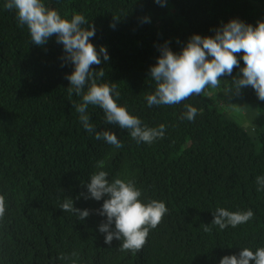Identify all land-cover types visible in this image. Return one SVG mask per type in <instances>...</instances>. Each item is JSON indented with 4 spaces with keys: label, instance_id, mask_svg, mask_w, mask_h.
I'll list each match as a JSON object with an SVG mask.
<instances>
[{
    "label": "trees",
    "instance_id": "1",
    "mask_svg": "<svg viewBox=\"0 0 264 264\" xmlns=\"http://www.w3.org/2000/svg\"><path fill=\"white\" fill-rule=\"evenodd\" d=\"M6 2L0 0V264H220L243 248H264V190L257 191L256 182L264 176V101L251 86L236 94L232 80L242 77L239 68L220 77L219 87L205 88L211 95L152 107L146 100L156 88L150 68L159 46L168 42L179 54L191 36L212 37L233 19L255 27L264 22V0H163L165 6L155 0H42L63 19L81 14L94 25L90 42L97 52L106 47L109 60L101 56L91 67L104 71L98 85L115 83L118 106L142 125H166L163 139L137 143L89 105L95 132L115 133L119 149L82 126L73 107L82 97L69 95L65 76L74 66L62 59L63 45L55 36L33 44ZM235 55L245 67L243 53ZM186 104L198 110L193 121L181 118ZM98 171L107 172L109 182L132 181L145 205L165 203L167 212L139 251H121L122 239L105 243L99 225L106 217L96 212L103 200L81 195ZM66 199L90 215L81 220L61 210ZM217 208L250 209L254 216L221 230L212 224Z\"/></svg>",
    "mask_w": 264,
    "mask_h": 264
},
{
    "label": "clouds",
    "instance_id": "2",
    "mask_svg": "<svg viewBox=\"0 0 264 264\" xmlns=\"http://www.w3.org/2000/svg\"><path fill=\"white\" fill-rule=\"evenodd\" d=\"M155 2L165 6L163 0ZM4 7L16 11L19 24L28 27L33 44L43 46L55 36L56 43L63 45L65 55L62 59L74 66L72 74L65 76L71 85L68 92L70 96L75 93L82 97V102L74 104L73 107L79 113V120L87 132H95L87 114L88 106L93 105L103 110L107 124L129 130L132 139L137 143L150 145L158 138H164L166 125L161 124L156 128L142 125L141 120L130 115L126 107L118 106L116 100L120 93L116 91L115 83L97 84V79L104 76V71L100 69L95 72L91 66L100 65L101 56L104 61H108L109 55L106 47L101 46L97 52L96 46L90 42V38L95 36V28L92 24L88 25L83 15L74 14L70 21L63 19L57 11L46 8L42 0H7ZM144 22H150L149 18L145 17ZM85 25L88 26L84 27ZM214 31L215 35L212 37L191 36L179 54L168 47V42L159 46L160 56L156 65L150 68V76L156 88L154 94L146 96L148 107L179 104L193 94L199 96L204 93L208 86L217 88L220 77L231 76L234 68H239L242 73V77L232 80L236 94L242 88L251 86L258 99L264 101V22L258 21L253 27L233 19ZM237 53H243L241 59L245 67H240L235 55ZM85 87L87 91H84ZM185 108L186 112L181 118L193 121L198 110L190 104H186ZM95 138L103 139L117 149L123 147L112 131L95 132ZM97 167L103 168V162H99ZM107 176L105 171L92 174L90 182L86 184L87 194L81 195L86 200H103L102 208L96 212L106 217L99 225V231L105 234L106 244L110 245L114 239H122L121 251H139L147 243L149 229H154L167 212L166 205L156 200L145 205L139 199L140 190L132 181L116 178L109 182ZM256 182L257 191L264 190V176H257ZM60 207L63 211L78 215L81 220L90 215V210L75 208L72 199H66ZM4 213L5 200L0 196V218H3ZM253 216L250 209L231 212L217 208L213 213L212 224L219 226L221 230L228 226L235 228L248 222ZM204 230L208 232L210 227L205 225ZM250 261L264 264V248H258L255 252L243 248L238 256H224L220 264H250Z\"/></svg>",
    "mask_w": 264,
    "mask_h": 264
},
{
    "label": "rangeland",
    "instance_id": "3",
    "mask_svg": "<svg viewBox=\"0 0 264 264\" xmlns=\"http://www.w3.org/2000/svg\"><path fill=\"white\" fill-rule=\"evenodd\" d=\"M251 108V107H250ZM252 109V108H251ZM243 109H240V111L239 112H237V114L240 116L241 115V111H242ZM232 110H230V112H231ZM251 119L253 120L254 118H253V116H251ZM239 124V123H238ZM241 125V124H240ZM242 126V125H241Z\"/></svg>",
    "mask_w": 264,
    "mask_h": 264
}]
</instances>
